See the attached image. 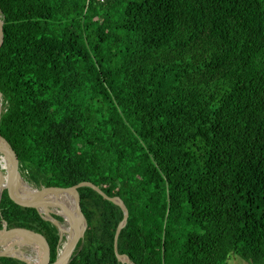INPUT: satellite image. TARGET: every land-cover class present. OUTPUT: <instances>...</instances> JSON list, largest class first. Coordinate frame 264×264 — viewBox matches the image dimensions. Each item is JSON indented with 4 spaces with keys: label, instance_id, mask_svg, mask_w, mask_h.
<instances>
[{
    "label": "trees",
    "instance_id": "1",
    "mask_svg": "<svg viewBox=\"0 0 264 264\" xmlns=\"http://www.w3.org/2000/svg\"><path fill=\"white\" fill-rule=\"evenodd\" d=\"M0 19V136L26 183L118 196L131 264H264V0H0ZM77 191L66 264H125L121 207ZM0 208L55 261V222Z\"/></svg>",
    "mask_w": 264,
    "mask_h": 264
},
{
    "label": "water",
    "instance_id": "2",
    "mask_svg": "<svg viewBox=\"0 0 264 264\" xmlns=\"http://www.w3.org/2000/svg\"><path fill=\"white\" fill-rule=\"evenodd\" d=\"M2 41V20L0 19V44ZM1 96V94H0ZM0 139L7 144V146L9 147V149L12 150V152L14 153L15 156V169L17 171V162H18V157L17 154L15 152L14 149H12L10 147V145L7 143V141L0 136ZM3 152L0 150V199L1 196L4 194L7 197H9L11 200H13L16 204L22 206V207H35L37 209V211L43 215L44 218L46 219H50L53 222H55L58 226V230L60 233V238L62 236L61 231L63 229L62 223H57L55 221V219L51 216V214L53 212H49L48 207L45 209H41L39 208V206L32 201V199L42 195L43 192L48 191V190H61V191H66L68 193H71L74 197V201L76 203L77 206V213H78V219L80 222V228L78 233L75 235V237L73 238V240L69 243V245H67L66 247V251H65V255L63 257V259L60 261L59 255L57 256V258L55 259L54 262L50 263V264H57L59 262V264H66L78 239L82 236L85 226H86V221H85V217L83 214V206H82V202L79 198V194L77 191V188L79 186H83V185H87L89 187H91L92 189H94L100 196H102L103 198H106L110 201H112L113 203H116L117 205H119L122 209V218L121 220L118 222L117 227L115 229V233H114V250L116 253L117 258L125 263V264H131V261L129 259V257L125 254L119 253L116 250V241H117V237L119 234V231L122 229V227L125 225L126 223V219L128 216V209L126 204L118 197V196H108L106 195L104 192H102V190L94 183L87 181V180H81L79 182H77L76 184L72 185V186H63V185H49V186H42L40 188H34L31 187L28 183H26L21 176L19 175V172L17 171V175L18 178L28 187V191L26 192H20V191H15V190H11L9 189V187H7L4 184V177L6 175V170L4 168V163H3ZM58 215H60L63 220H65V218L59 214L56 213ZM3 211L0 208V231H2V225L5 224L6 222L3 221ZM25 225H26V230L27 233L26 235H24V239L27 242V246H28V251H27V258L23 259L19 256H16L14 254H10L9 252L5 251V249H0V256H8V257H12L15 258L17 260L22 261L24 264H38V256H39V241H40V237H42L48 247V254L50 256V245L46 239V237L44 236V234L38 229V227L27 217H23ZM63 232V231H62ZM20 235V234H18ZM21 236V235H20ZM9 239L5 238L4 241H2L1 243H5L6 241H8Z\"/></svg>",
    "mask_w": 264,
    "mask_h": 264
},
{
    "label": "bare ground",
    "instance_id": "3",
    "mask_svg": "<svg viewBox=\"0 0 264 264\" xmlns=\"http://www.w3.org/2000/svg\"><path fill=\"white\" fill-rule=\"evenodd\" d=\"M0 150L4 155L3 163L6 170V175L3 179L4 184L9 188L14 189L15 191H28V187L18 178L15 169V160L12 159L8 150L5 148L1 141ZM68 194V192L63 191L58 196H52L46 194V192H43L42 195L32 199V201H34L41 209H45L49 206H55L57 208V212L65 218L66 226L63 227L62 231L63 233H66V241L64 247L59 253L60 261L65 255L67 245H69V243L73 240L80 228L77 206L74 202L68 199ZM2 226V231H0V242L5 238L9 239L4 243L5 251L9 252L10 254L19 256L23 259L27 258V253L25 251H28V246L26 240L24 239V235H26L27 232L15 233L14 235L7 236L5 232V224H3ZM18 234H20L21 236ZM38 264H48L44 247L40 241ZM57 264H59V262Z\"/></svg>",
    "mask_w": 264,
    "mask_h": 264
},
{
    "label": "rangeland",
    "instance_id": "4",
    "mask_svg": "<svg viewBox=\"0 0 264 264\" xmlns=\"http://www.w3.org/2000/svg\"><path fill=\"white\" fill-rule=\"evenodd\" d=\"M17 171H18V170H17ZM17 171H16V173H17ZM48 209H49V212H53L54 214L58 213V212H57V208H56L55 206H49ZM62 226H63V227L66 226V222H65V220H63ZM85 228H86V226H85ZM84 230H85V229H84ZM83 233H84V232H83ZM61 234H62V240H61V243H60V247H59V249H58V255H59L61 249L64 247V244H65V241H66V233H63V232L61 231ZM82 235H83V234H82ZM2 241H4V239H3ZM2 241H1V242H2ZM1 242H0V249H5V245H4L3 243H1ZM73 251H74V249H73ZM73 251H72V253H73ZM72 253H71V254H72ZM70 256H71V255H70ZM228 262H229L230 264H250L249 262L245 261L244 259H242L241 257H239V256L236 255V254H230L229 257H228Z\"/></svg>",
    "mask_w": 264,
    "mask_h": 264
},
{
    "label": "built area",
    "instance_id": "5",
    "mask_svg": "<svg viewBox=\"0 0 264 264\" xmlns=\"http://www.w3.org/2000/svg\"><path fill=\"white\" fill-rule=\"evenodd\" d=\"M98 1L102 2L103 0H98Z\"/></svg>",
    "mask_w": 264,
    "mask_h": 264
}]
</instances>
